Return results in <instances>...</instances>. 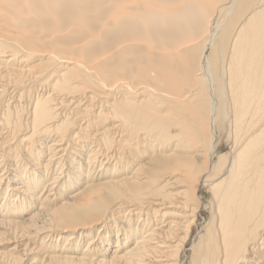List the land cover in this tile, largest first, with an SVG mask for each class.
<instances>
[{
    "label": "bare ground",
    "instance_id": "1",
    "mask_svg": "<svg viewBox=\"0 0 264 264\" xmlns=\"http://www.w3.org/2000/svg\"><path fill=\"white\" fill-rule=\"evenodd\" d=\"M202 189L264 264V0H0V264H184Z\"/></svg>",
    "mask_w": 264,
    "mask_h": 264
},
{
    "label": "rangeland",
    "instance_id": "2",
    "mask_svg": "<svg viewBox=\"0 0 264 264\" xmlns=\"http://www.w3.org/2000/svg\"><path fill=\"white\" fill-rule=\"evenodd\" d=\"M219 127H221L219 129ZM226 127V128H225ZM225 128V129H224ZM228 125H222L221 124L216 127V135H217V139L220 142V147H221V153L222 154H228L231 151V146L232 144H230L231 140H229L230 138H228ZM200 196L203 197V205H202V213L201 215H199L198 218V222H197V226L195 227V230L193 232V237L191 238V240L189 241L187 248L185 250V252L182 255L183 258V262L184 264H190V255H191V247H192V243L194 241H196L198 239V233L203 229L204 223L206 222V220H208L209 218V210L206 208V205H208V203L210 202L211 199V195L205 193V191H203V189L199 192ZM5 240H0V243H2L0 245V252H8L9 249L11 248L10 246H12V243H5ZM34 256V255H33ZM0 261H2L0 259ZM186 262V263H185Z\"/></svg>",
    "mask_w": 264,
    "mask_h": 264
}]
</instances>
